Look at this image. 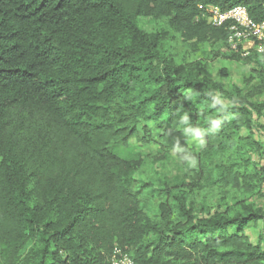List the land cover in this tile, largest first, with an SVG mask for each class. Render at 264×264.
I'll return each mask as SVG.
<instances>
[{
  "label": "trees",
  "instance_id": "obj_1",
  "mask_svg": "<svg viewBox=\"0 0 264 264\" xmlns=\"http://www.w3.org/2000/svg\"><path fill=\"white\" fill-rule=\"evenodd\" d=\"M237 6L264 24V0H0V264H108L114 248L133 264H264V232L255 245L243 233L264 220L250 202L264 194L263 104L139 26L166 19L184 42L262 67L229 50L230 22H208ZM141 122L160 131L154 160L204 143L194 181L153 192L155 218L133 179L142 162L118 155ZM209 191L233 203L197 208Z\"/></svg>",
  "mask_w": 264,
  "mask_h": 264
},
{
  "label": "rangeland",
  "instance_id": "obj_2",
  "mask_svg": "<svg viewBox=\"0 0 264 264\" xmlns=\"http://www.w3.org/2000/svg\"><path fill=\"white\" fill-rule=\"evenodd\" d=\"M139 26L148 34H163V50L174 59L176 64L194 66L198 63L202 77L219 84L226 91L235 86L242 94L248 95L252 102L261 103L264 106V62L260 67L256 63L249 65L243 61H232L225 58L223 54L225 48L220 44H205L196 47L191 43L184 42L179 34L171 30L166 19L141 17ZM261 43V45L255 46L250 41L243 42L242 57L252 54L264 55V40ZM262 122L264 123V120ZM137 130V138L130 139L127 147L119 151L118 155L125 159H138L142 162L133 179L138 187L143 188L142 196L148 198L147 212L150 217L155 218L156 204L159 200L156 199L157 194L153 195V192H157L159 187H162V183H165L169 188H181L184 182L194 181L193 170L196 164L191 155L201 151L204 143L195 136H191L187 142L189 151L185 155V161H181L178 157L177 150L170 151L165 160L157 161L154 158L158 153V145L150 142L148 137L156 139L160 131L152 123L144 122L137 126ZM241 134L245 136L246 132L242 131ZM254 160H258L261 165H264V155L260 158L254 156ZM145 185L146 187H143ZM195 199L198 203L202 200L201 204H196L197 208L208 210L223 211L226 203H229L228 205L233 203L230 193L220 194L209 191L204 195L200 193ZM223 199H225L224 202ZM250 202L264 211V194L251 198ZM227 232L232 234L235 230L229 228ZM263 232L264 220L248 225L243 231L253 245L258 242V238Z\"/></svg>",
  "mask_w": 264,
  "mask_h": 264
},
{
  "label": "built area",
  "instance_id": "obj_3",
  "mask_svg": "<svg viewBox=\"0 0 264 264\" xmlns=\"http://www.w3.org/2000/svg\"><path fill=\"white\" fill-rule=\"evenodd\" d=\"M208 22L214 27H221L230 22V35L227 40L228 48L237 52L238 46L243 42H262L264 40V24L252 22L244 7L237 6L227 12H220L217 8L212 9V15ZM263 51V50H261ZM108 264H133L130 255L119 248H114Z\"/></svg>",
  "mask_w": 264,
  "mask_h": 264
}]
</instances>
